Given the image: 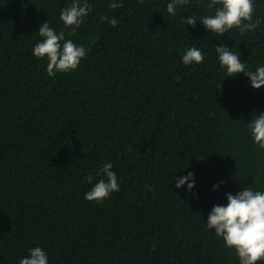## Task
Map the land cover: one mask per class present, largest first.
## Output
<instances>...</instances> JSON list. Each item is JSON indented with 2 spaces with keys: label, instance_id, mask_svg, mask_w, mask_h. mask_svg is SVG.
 <instances>
[{
  "label": "trees",
  "instance_id": "1",
  "mask_svg": "<svg viewBox=\"0 0 264 264\" xmlns=\"http://www.w3.org/2000/svg\"><path fill=\"white\" fill-rule=\"evenodd\" d=\"M71 2L0 0V264L35 246L49 264H238L205 224L225 193L264 189V150L247 129L264 112V87L243 73L224 79L215 46L264 65V0L257 30L221 37L199 22L211 0H188L174 17L168 0H88L85 22L66 32L86 57L49 77L32 55L38 26L60 31ZM190 47L206 53L201 64H182ZM106 162L120 191L85 200ZM188 172L194 188L176 189L175 174Z\"/></svg>",
  "mask_w": 264,
  "mask_h": 264
},
{
  "label": "clouds",
  "instance_id": "2",
  "mask_svg": "<svg viewBox=\"0 0 264 264\" xmlns=\"http://www.w3.org/2000/svg\"><path fill=\"white\" fill-rule=\"evenodd\" d=\"M187 3L188 0H168L166 11L174 17ZM254 3L255 0H211L208 7L214 8V14L203 16L199 22L208 33L220 37L233 29L244 35L257 30L261 23L259 18L253 19ZM109 7H122V0H110ZM90 11L88 0H72L71 4L60 12L59 19L63 23L60 31L50 27L47 21L39 24L37 33L40 39L33 46L32 55L46 61L49 77L77 70L86 57L87 49L82 44L67 39L66 32L68 35L75 33L85 22ZM196 21L194 15L183 17V23L193 28ZM108 23L116 27L118 21L113 18L108 20ZM215 51L219 65L225 73L224 79L243 73L253 90L264 87V65L257 66L255 70L250 69L241 61L240 54L223 44L215 46ZM205 56L206 53L201 48L190 47L182 56L181 62L185 66L199 65L205 60ZM247 129L253 144L259 150H264V112L253 115ZM176 174L173 178L175 188L191 192L195 186L194 174L188 172L180 177ZM97 176L99 179L84 194L85 200L101 203L109 198L110 194L120 191V181L113 171L112 162L104 163ZM85 179L92 183L93 177L88 175ZM218 187L219 184L214 185L213 190ZM225 199L226 204L212 207L207 216L206 230H211V233L222 239L226 248L235 252L238 264H264V189L243 186L235 194L225 193ZM18 264H49V256L42 247L35 246L28 250L26 256L19 259Z\"/></svg>",
  "mask_w": 264,
  "mask_h": 264
}]
</instances>
